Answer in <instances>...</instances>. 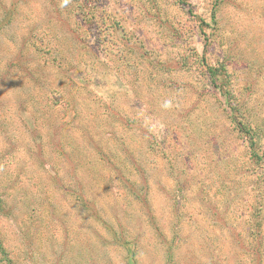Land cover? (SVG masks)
<instances>
[{"label":"rangeland","instance_id":"374dc122","mask_svg":"<svg viewBox=\"0 0 264 264\" xmlns=\"http://www.w3.org/2000/svg\"><path fill=\"white\" fill-rule=\"evenodd\" d=\"M186 1L99 0L73 34L62 0H0L14 264H129L127 244L137 264H264V158L201 63H227L236 101L264 108V0Z\"/></svg>","mask_w":264,"mask_h":264},{"label":"trees","instance_id":"16d2710c","mask_svg":"<svg viewBox=\"0 0 264 264\" xmlns=\"http://www.w3.org/2000/svg\"><path fill=\"white\" fill-rule=\"evenodd\" d=\"M91 1L95 2L96 5L91 6ZM99 0H62L64 3L59 8H55L58 13H62L63 9L67 13H74L76 19L78 20L77 24L75 22V27H71V23L69 20L65 22L66 29L71 31L73 34H79V28L82 27L84 29L89 30V27H92L96 24V15L94 9H96ZM179 4H186V0H178ZM68 17V16H67ZM107 17L102 16V21L106 20ZM202 23L209 25L204 20H201ZM212 21L215 25H218L217 14L214 12L212 15ZM3 21L0 20V29L3 27ZM82 37L79 35V39ZM100 42L103 45L102 52L106 50V40L100 39ZM104 54V53H103ZM105 55V54H104ZM252 61V60H251ZM201 63L204 65L203 74H205L206 78L209 79L210 84L219 90L221 94L224 96V102L221 105H224L223 111H225L227 115V119L232 124L235 132L238 134L239 138H243L245 140L246 146L249 152L252 154L254 158L259 160L264 158V150L261 148V143L263 141L264 135V117L261 116L264 113V108L260 107L259 103L255 104H246L245 102L236 101L235 93L232 87H227V77L228 68L227 63L221 61L218 65H211L205 56H202ZM152 147V146H151ZM153 149V148H152ZM150 148V150H152ZM261 151V152H260ZM75 199L85 207H89V202L85 198H81L80 195L77 194ZM8 211V207L3 195L0 194V214L6 213ZM177 221L179 222L180 216L179 214L175 215ZM259 234V233H257ZM121 240L124 242L123 238L118 236H114V238ZM175 239V238H174ZM128 243L127 241L123 244ZM127 259L129 260V264H137L135 259V252H132L130 247L127 244ZM173 250L170 246H168V260H171L173 257ZM0 262L3 264H14L13 258L9 256V251L6 249L3 240L0 237Z\"/></svg>","mask_w":264,"mask_h":264}]
</instances>
